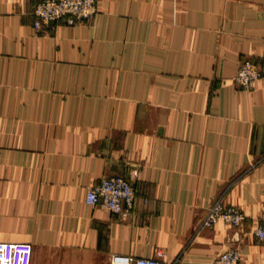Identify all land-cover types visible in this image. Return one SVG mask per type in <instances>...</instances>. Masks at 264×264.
<instances>
[{
	"label": "crops",
	"instance_id": "crops-1",
	"mask_svg": "<svg viewBox=\"0 0 264 264\" xmlns=\"http://www.w3.org/2000/svg\"><path fill=\"white\" fill-rule=\"evenodd\" d=\"M39 0H0V242L30 264H107L112 254L211 264L238 248L264 264V0H96L85 22L36 30ZM121 176L134 207L85 202ZM216 201L241 228H200Z\"/></svg>",
	"mask_w": 264,
	"mask_h": 264
},
{
	"label": "built area",
	"instance_id": "built-area-1",
	"mask_svg": "<svg viewBox=\"0 0 264 264\" xmlns=\"http://www.w3.org/2000/svg\"><path fill=\"white\" fill-rule=\"evenodd\" d=\"M98 11L96 0H39L33 9V27L36 30L51 28L58 24L74 26L81 24ZM264 77V55L258 60L242 61L233 78L235 84L245 90L253 89ZM134 187L121 176H105L86 190L85 202L100 206L115 215L131 212L135 202ZM246 220L243 211L221 201L213 202L200 220V228H211L218 222L232 228H241ZM259 241H264V214L254 229ZM32 246L29 243L0 242V264H30ZM240 250L228 248L216 255L211 264H241ZM107 264H171L158 258H133L112 254Z\"/></svg>",
	"mask_w": 264,
	"mask_h": 264
}]
</instances>
